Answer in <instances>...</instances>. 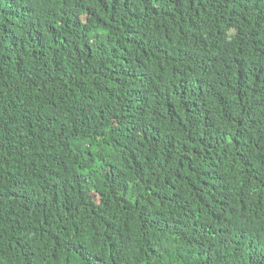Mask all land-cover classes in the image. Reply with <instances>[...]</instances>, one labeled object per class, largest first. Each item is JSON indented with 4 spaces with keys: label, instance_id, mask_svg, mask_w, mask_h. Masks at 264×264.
I'll return each mask as SVG.
<instances>
[{
    "label": "trees",
    "instance_id": "trees-1",
    "mask_svg": "<svg viewBox=\"0 0 264 264\" xmlns=\"http://www.w3.org/2000/svg\"><path fill=\"white\" fill-rule=\"evenodd\" d=\"M0 264H264V0H0Z\"/></svg>",
    "mask_w": 264,
    "mask_h": 264
}]
</instances>
